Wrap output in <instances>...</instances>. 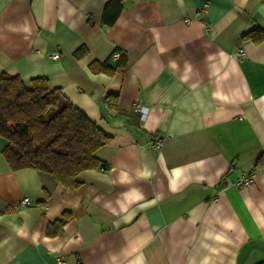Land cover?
<instances>
[{
	"label": "crops",
	"instance_id": "0c3cea01",
	"mask_svg": "<svg viewBox=\"0 0 264 264\" xmlns=\"http://www.w3.org/2000/svg\"><path fill=\"white\" fill-rule=\"evenodd\" d=\"M109 1L0 0V74L46 78L109 138L70 190L12 171L0 136V264H264V0H123L108 25Z\"/></svg>",
	"mask_w": 264,
	"mask_h": 264
},
{
	"label": "trees",
	"instance_id": "16d2710c",
	"mask_svg": "<svg viewBox=\"0 0 264 264\" xmlns=\"http://www.w3.org/2000/svg\"><path fill=\"white\" fill-rule=\"evenodd\" d=\"M122 1L110 0L106 4L104 24L115 21ZM112 7L115 10L109 16ZM250 38L260 43L264 41V32L255 30ZM115 53L119 56L114 67L94 68L107 74L122 71L125 54ZM111 100L114 107L116 97L110 96L108 102ZM0 136L6 140L2 154L12 171L34 169L70 190L79 187L82 172L100 166L95 153L109 140L60 89L51 87L46 78L32 79L31 87L27 88L18 76L6 73L0 74ZM262 157L264 154L257 157L256 167L264 165ZM67 220L66 215L53 233H58Z\"/></svg>",
	"mask_w": 264,
	"mask_h": 264
},
{
	"label": "built area",
	"instance_id": "2783aa9c",
	"mask_svg": "<svg viewBox=\"0 0 264 264\" xmlns=\"http://www.w3.org/2000/svg\"><path fill=\"white\" fill-rule=\"evenodd\" d=\"M206 5H203L199 8V11L202 12V13H205L206 12ZM241 56L243 55V50L242 49H239L236 56ZM118 53H114L113 54V58L114 59H117L118 58ZM52 59H58V53H54L52 55ZM132 108L134 111H136L137 113H140L141 115L144 114L145 112V108L140 105L139 103H133L132 105ZM162 144V139L160 138H157L152 144H151V147L153 149H158ZM255 176V172L254 171H248V172H245L243 174H241L240 176L237 177V179L235 180V183H234V186L238 189H247L248 187L251 186L252 182H253V178ZM21 204L26 206L29 204V199L28 198H24L22 201H21ZM55 263L56 264H66L65 262V259H64V256L61 254V253H56L55 256Z\"/></svg>",
	"mask_w": 264,
	"mask_h": 264
}]
</instances>
